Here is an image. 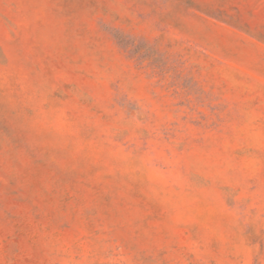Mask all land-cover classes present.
<instances>
[{
    "label": "rangeland",
    "instance_id": "rangeland-1",
    "mask_svg": "<svg viewBox=\"0 0 264 264\" xmlns=\"http://www.w3.org/2000/svg\"><path fill=\"white\" fill-rule=\"evenodd\" d=\"M0 264H264V0H0Z\"/></svg>",
    "mask_w": 264,
    "mask_h": 264
}]
</instances>
